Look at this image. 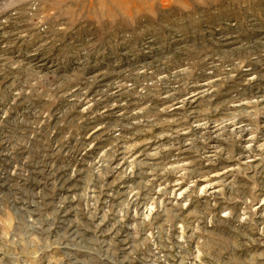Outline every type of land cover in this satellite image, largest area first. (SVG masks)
<instances>
[{
	"label": "rangeland",
	"instance_id": "obj_1",
	"mask_svg": "<svg viewBox=\"0 0 264 264\" xmlns=\"http://www.w3.org/2000/svg\"><path fill=\"white\" fill-rule=\"evenodd\" d=\"M0 264H264V0H0Z\"/></svg>",
	"mask_w": 264,
	"mask_h": 264
}]
</instances>
